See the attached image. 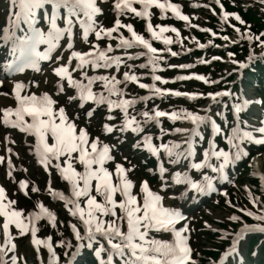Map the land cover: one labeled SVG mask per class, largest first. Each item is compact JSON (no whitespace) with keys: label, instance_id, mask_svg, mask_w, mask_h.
Masks as SVG:
<instances>
[{"label":"snow or ice","instance_id":"snow-or-ice-1","mask_svg":"<svg viewBox=\"0 0 264 264\" xmlns=\"http://www.w3.org/2000/svg\"><path fill=\"white\" fill-rule=\"evenodd\" d=\"M215 2L221 8V21L231 17L244 24L237 13L224 10L220 0ZM134 4H139L140 8ZM152 6L161 14L166 9L171 10L185 22V27H198L188 23L189 16L180 11L178 4L164 0H7L5 21L0 23V43L6 47L0 62V72L6 75L0 77V90L7 83L9 91H0V95L13 103L0 106L3 113L0 121L34 138L29 151L34 152L36 164L48 174L45 191L52 201L62 202L61 211L66 212L68 219H61L39 200L34 203L36 211L20 208L18 201L10 199L5 188L0 187V217L3 218L0 264H18V259L31 264L24 253L17 256L18 245L13 241L10 226L15 227L18 238L30 234L27 244L35 249L36 260L42 255L39 246L43 245L47 250V264H199L192 255L190 218L181 205L191 204L218 189L220 195L227 197L223 185L214 181H228L235 187L226 169L238 166L249 156L248 145L264 144V75L259 89L251 82L245 89L243 80L239 87L226 85L221 90L206 93L158 86L157 81L164 85L170 80L189 78L206 85L220 81L196 73L171 78L157 74L161 62L166 64L164 54L173 57L179 54L169 47L181 42L179 29L157 24V31L146 22L144 28L149 37L145 38L130 22L122 23L120 19L127 12L147 21ZM105 7L114 13L110 26L99 19L105 14ZM229 26L236 37L249 45L247 65L235 59L233 52L227 53L230 63L238 65L233 71L253 67L257 56L264 62V32L257 35L249 28ZM121 29H126L128 35L122 34ZM169 30L175 33V39L164 35ZM201 31L219 35L211 29ZM220 38L226 43H237L227 35ZM102 39L109 42L102 45ZM152 39L162 41L163 47H154ZM191 39L197 48L205 47L195 37ZM253 47L259 51L254 53ZM118 49L122 51L117 53ZM138 57H146V60L139 64L129 62ZM220 59L211 57V60ZM208 62L198 60V63ZM121 66L125 69L122 73ZM146 66L148 72L139 75L135 72V68ZM166 66L193 67L192 64ZM261 71L264 72V65ZM14 73L25 76L17 77ZM141 75L150 76L151 83H142ZM23 79H31V85L22 82ZM130 82L146 89L147 94L128 96L126 88ZM169 97H184L190 101L203 97L208 103L199 110L185 107L160 110L155 103L150 110H137L138 102ZM61 98L63 103H60ZM165 117L187 126L165 129L161 121ZM153 125L158 133L151 130ZM129 133L135 141L131 147L147 154L141 162L154 158L153 167L145 171L156 176L155 187L147 179L133 174L137 166L125 167L115 158L114 153H119L123 160L128 159L121 149ZM174 134L176 139H163L165 135ZM7 139L5 136V141ZM218 140L226 147L220 146ZM11 163L9 160V169ZM109 163L114 167L110 169ZM249 164L252 167L251 161ZM53 173L58 180L66 182L64 190L53 186ZM7 175L11 177V171ZM250 175H259V190L264 192V174L253 170ZM26 186L33 194L40 191L34 184L27 185L25 180H20L18 191L26 197L29 196ZM116 194H119L118 199ZM248 199L253 207L259 205L257 211L246 207L238 211L255 222H244L240 215L225 210L218 219L234 222L236 227L231 231L219 230V239H228L229 243L211 264H224L228 257L238 258L231 264H243L239 245L248 233L264 234V202L251 192ZM225 205L236 207L229 199H225ZM41 217L46 223L38 225ZM60 225L68 228L67 237L58 231ZM204 227L217 231L207 221ZM50 230H56L58 238L54 243L51 235L43 239L38 236V232ZM54 244L63 250V260L54 251ZM252 254H256L255 250ZM84 255L88 259L81 260ZM196 256L199 257V251Z\"/></svg>","mask_w":264,"mask_h":264},{"label":"rangeland","instance_id":"rangeland-1","mask_svg":"<svg viewBox=\"0 0 264 264\" xmlns=\"http://www.w3.org/2000/svg\"><path fill=\"white\" fill-rule=\"evenodd\" d=\"M169 1H171L172 3L175 2V4H178L180 6V11L183 14L188 15L190 18L193 15L192 24L197 25L198 29H201L199 24H202L201 19L205 18V14H207V18L205 19V22H206L205 24L208 26L212 25L214 28L216 25H220V23H223L227 27H230L229 26L230 24H234L236 26H245V28L250 24V23H244L243 25H241L238 21H236L234 18H231V17H229L225 21H221V19H220L221 8L218 6V4L215 2V0L209 1L210 4L209 5L207 4V7H205V9L201 10V12H203V13L198 12V10H197V7L205 5V4H203V2H201L199 0H190L189 1L190 4L187 2L186 4L188 6H184V8H186V9H183V7L181 6L182 4L180 5V2H178L179 0L178 1L177 0H174V1L169 0ZM220 2L222 3L224 10H226L228 12H235L240 17H242L244 13H251L252 14L253 9H256V11H258V13H264V3H262L261 0H245V3L240 2V0H220ZM251 6H253V9L251 8ZM134 7L139 9L140 5H135ZM3 11H4L3 1L0 0V22L3 18ZM192 11H194V12H192ZM149 12L151 13V15L148 18V20H150V21L152 20V25L154 27V30L158 31V29L155 28V26L157 24L169 25V26H172L174 24V21H171V22L164 21L163 19L166 17V14L165 13L160 14L153 7L149 9ZM199 14H201V15L197 17V15H199ZM132 15H134V16H132ZM218 15H219V17H218ZM113 18H114V13L109 12L107 7H105V14L103 16L99 17V19L102 20L106 26L111 25ZM161 18H163V19H161ZM120 19H121L122 23H129L130 22L132 24L133 20H135V21L141 20L142 23L145 22V19L143 17H137V16H135V14H131V13H127V12L125 14H122L120 16ZM257 19L259 20L260 17H258ZM176 21H177V23L175 22V24L173 26L176 27L177 29H179L180 32L181 31L183 32L182 35H180L181 42L179 44H177V43L176 44L179 46L180 45L186 46V45L190 44L188 46V48H189L192 44H195V42L191 40V37H189L190 35L188 34V32L191 31L192 27H185L184 26L185 23H183L178 18ZM142 23H135V24L133 23L132 25H133L135 31H137L139 34H141L143 36H147L146 33L144 32V28H143ZM206 29H208V28L206 27ZM226 33H227L226 35L229 37L230 40L231 39L237 40V43H236L237 45L239 44V42L243 41V40H241L235 36L234 29H232V32L227 31ZM164 35L172 36L173 39H175L174 33H172L170 30L165 32ZM193 35L196 38V41L202 37V35L199 32H194ZM185 37H187V39H185ZM145 38H147V37H145ZM152 40H154L155 42H159V41H156L155 39H152ZM209 40H211V39L208 38V41ZM108 42L109 41H107V39H102L100 41V43L102 45L106 44ZM185 42H187V43H185ZM207 44H209V43H207ZM219 44H223L225 46H228L229 49L233 48L232 43H226L224 40H222V43H219ZM244 44H246L245 45L246 50H244V51H238L237 50L238 53L239 52H242V53L247 52V54H248L247 50L249 47H248L247 41L244 40ZM252 51H254V53H255V52H258L259 50L253 47ZM235 56H234V58L237 60L246 61L245 55H244V58H241L242 55H239V54H235ZM259 63H260V61H259ZM221 66H223L222 63H217L216 61L213 62L214 68H218ZM44 67L46 68L47 65L44 64ZM237 67H238V65H232L229 61V64H226V68H225V70L229 73L226 72L225 76L223 77V80H218L220 82H218L217 84H215L213 86L204 84L205 89L202 88L203 86H201V85L198 86L197 84L188 83V86H189V88L194 87V88H192V90L193 89H199V90H203V91H215V90H220V89L225 88L226 85L228 87H231L232 84H236L237 87H239L241 80L247 82V81H250V79H251V80H253V83H254V85H252V86L259 89L260 78H258L257 75H254L256 73H254V71L251 72L250 76L252 78H250V79L247 78V75L242 77V78H239L236 75L237 71H235V72L233 71V69L237 68ZM123 71H124V67L121 66L120 72L122 73ZM28 72H29V74L31 73V71H28ZM158 73H160L159 70L157 71V74ZM219 73L222 74L223 70L219 69ZM244 74H246V73L244 72ZM21 75L20 76L14 75V76H17V77H24L25 76V74H21ZM204 76H206L207 78L208 77L212 78V76H210L208 73L204 74ZM0 77H2L1 73H0ZM36 78L39 79L40 77L37 76ZM23 80H25V79H23ZM27 81H31V79H26V82ZM184 84H186V83H184ZM6 85H7V83H5V87L2 91H9V88ZM167 86H169V85H167ZM169 87H173V86L170 85ZM232 90L235 91L236 89L233 88ZM132 91H133V88H128V87L126 88V93L128 96H131L130 93ZM12 103L13 102L11 100H6L3 98L2 95H0V106H7V105L12 104ZM60 103H63V98H61ZM164 103H167V104L165 106H163ZM203 104H205V103H203ZM184 105H185V102H179L178 100H177V102L172 101L171 103H169V101H165L159 106V108L164 109V110H173L171 107L175 106V108H178V107H184ZM190 105L192 106V104H190ZM190 105H189V107H190ZM192 110H194V107L192 108ZM130 111H131V109H130ZM2 115H3V113L0 112V116H2ZM99 115H100V113H97V116H99ZM5 136L8 137L7 141H5ZM26 141H28V142H26ZM32 142H34V139L32 137H30V136L26 137L25 134L22 133L21 131H19V130L17 131L16 129H13L9 125H4L3 122L0 121V182L6 188V193L8 195L10 194L11 189L13 190L12 194L10 195L11 196L10 199L19 201L20 197H22L18 192L15 191V183H14L13 177L16 178V182H18V180L25 179L27 181V185L35 184L33 182V179L38 178L37 173L35 171V166H34L35 165L34 152L29 151V145ZM129 142H130V148L133 149L131 147V145L135 142L134 139L131 138ZM218 143L220 144V146L222 145V142L220 140H218ZM122 146H123V144H122ZM225 147H226V145H225ZM250 148L251 147L248 145L247 150H250ZM8 149H10L11 151H8ZM261 149H264V147L258 148L256 150V152H260ZM121 150L123 151L124 156L128 157V159H129V155L131 154V150H129L128 148H122ZM114 155H115L116 160L121 162L124 165L129 164L131 161L128 159H127V161L123 160L119 153H114ZM132 155L139 156L140 157L139 161L141 162L144 160L146 153L143 152V150L136 149L132 153ZM261 157H263V158L261 160V164L259 165V168H262L263 164H264V151L261 154H259V158H261ZM9 160L12 162L11 163V169H9V167H8V161ZM246 161L248 162V160H246ZM135 164H136L135 162H132L130 165H135ZM148 164L153 166V159H151L148 162ZM108 165L110 168L114 167V165L111 163H109ZM141 166L143 167V165H141ZM9 171H11V173H12L11 177H9L7 175V173ZM142 172L143 171H141V169L138 168L137 170L136 169L134 170L133 174L136 177L142 178V176H143ZM133 174H130V175H133ZM44 176L48 177V174L46 173V174H44ZM39 178L41 180L40 187L37 186V188L40 190L39 192H37L33 195L31 190H30V187H27V186L25 188V191H27L29 193V195L32 194L33 197H37V199L41 200L42 203L46 207H50V210H53L61 219H63L62 212H65V211H61L60 206L58 204H54V201H52L51 197L45 191L47 186H46V188L43 187V186H45L44 182L42 183L43 177L42 178L39 177ZM243 178L248 179L249 181L245 182V181L241 180L240 178H239L240 180L235 179L234 180L235 187H233L232 183H229L226 186V188H224V190L226 189L227 193H230L232 195V200H233L234 205L236 207L235 208L228 207L227 205H225V203H224V205H221V206L220 205H214L213 203H209V206L206 208L209 211L206 212L205 210H202V212L199 213L201 221L204 222V220L207 219L209 224H216V222L221 223V222L225 221L223 219H218V217L220 215H222V213L225 210L229 213L237 212V210L240 209L242 206H238L236 204V202H239L241 204V202L243 200H246L249 202L250 205H253L249 201L247 195H248V192L255 193L256 189H255V187L251 186V183H253V182H251L252 179L250 180L247 175L242 177V179ZM51 180H52V184L55 188H60V189L64 190V182L58 180L57 175L55 173H53V175L51 176ZM243 183H246L249 186L248 190L245 189L244 187H242L243 185H245ZM42 184H44V185H42ZM254 185H256V182H254ZM224 198L227 199L228 196L224 197ZM217 201L222 202L223 201L222 197L220 196V197L215 198V202H217ZM36 210L37 209H34L33 211H36ZM251 210L254 211L253 209H251ZM209 213H211V215ZM65 215H66V212H65ZM42 219H45V218L41 217V219L39 221H37L38 225L45 224V223H42ZM229 224H232V226L229 227L231 229L236 227V225L233 224V222H231ZM217 226L218 225L216 224V227H214V228L219 230V228ZM199 228H201V226H198L197 220H195L194 228H193V229H195V232L193 233L191 231L192 236H194L196 238L195 244L192 243L191 238H193V237L192 236L190 237V243H191V245H193L192 246V248H193L192 255L194 258H197L196 253H197V251H199V257L202 258V260H203V262L199 263V264H211L212 260H216L217 258L215 257L214 259H211V255H209L208 252L211 251V248L214 247L213 244H215V241L219 240V237L210 236V237H212V240L209 242L207 239L208 242H206V241H204V240H206V238H203L202 234L204 235V237L207 236L208 229L204 228L203 230H200L198 232L197 230ZM12 229H13V233L15 235L17 230L15 229L14 226L12 227ZM59 230H60V226H59L58 231ZM209 231H211V233H213V234L215 233L212 230H209ZM51 232L55 234L56 230H50L48 232L41 231V232H38V234L40 236H43V235L51 233ZM63 232H64V230H63ZM15 237L19 241V249L21 251H23V249L25 248L24 246L27 243V241H26L27 233L24 234V237H22V238H18L16 235H15ZM164 238H167V237H164ZM225 242H226V244L224 245V247L222 249H224L227 246V244L229 243V240L226 239ZM251 242H252V240L245 239V241L239 245L240 252L242 253L241 255L243 257H246L245 264H260L262 261H264V258H262V256H264V240L263 241L261 240L260 242H258V244L255 245V248L252 250V253L255 250L256 254L259 253V255H256V254L253 255V254H248V253L246 254L247 244L251 245ZM254 244L255 243H253V245ZM251 249H248V250L251 251ZM203 251L207 254V257H202L200 255V252H203ZM58 252H60V250H58ZM60 253H61V255H63L62 252H60ZM18 254H20V253H18ZM231 261L232 260L227 261L226 264H231Z\"/></svg>","mask_w":264,"mask_h":264},{"label":"bare ground","instance_id":"bare-ground-1","mask_svg":"<svg viewBox=\"0 0 264 264\" xmlns=\"http://www.w3.org/2000/svg\"><path fill=\"white\" fill-rule=\"evenodd\" d=\"M5 15H6V12H4V14H3V18H2V21H1V23L2 22H4L5 21ZM2 46H4V44H2V43H0V48L2 47ZM5 52H6V47H5V51H1L0 50V62H2V58H3V56H4V54H5ZM22 82H26V79L25 80H22ZM26 84H29V85H31V81H27L26 82ZM6 86H8V85H6ZM0 91H2V90H0ZM258 126V125H257ZM254 135H257L258 136V133H254ZM0 187H2V185L0 184ZM67 194V193H66ZM3 242V237H2V233L0 234V243H2ZM25 249L28 251H31V246H30V244H26L25 245ZM42 259L44 260V261H46L47 260V256H43L42 255Z\"/></svg>","mask_w":264,"mask_h":264}]
</instances>
